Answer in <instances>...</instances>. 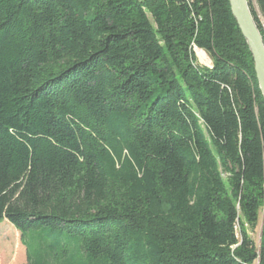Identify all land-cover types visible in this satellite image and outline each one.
I'll return each instance as SVG.
<instances>
[{
  "label": "trees",
  "instance_id": "trees-1",
  "mask_svg": "<svg viewBox=\"0 0 264 264\" xmlns=\"http://www.w3.org/2000/svg\"><path fill=\"white\" fill-rule=\"evenodd\" d=\"M0 255L264 264V99L228 0H0Z\"/></svg>",
  "mask_w": 264,
  "mask_h": 264
},
{
  "label": "water",
  "instance_id": "water-1",
  "mask_svg": "<svg viewBox=\"0 0 264 264\" xmlns=\"http://www.w3.org/2000/svg\"><path fill=\"white\" fill-rule=\"evenodd\" d=\"M228 2L232 16L234 17L252 56L255 77L264 99V43L262 36L256 26L248 1L228 0Z\"/></svg>",
  "mask_w": 264,
  "mask_h": 264
},
{
  "label": "rangeland",
  "instance_id": "rangeland-1",
  "mask_svg": "<svg viewBox=\"0 0 264 264\" xmlns=\"http://www.w3.org/2000/svg\"><path fill=\"white\" fill-rule=\"evenodd\" d=\"M247 1H248V4L252 5L253 11L255 12L257 19L261 23L263 30H264V17L260 13L259 9L257 8L256 0H247ZM195 54H196L197 59L200 63L211 64V60L209 63V59L207 58L208 55L207 56L201 55L199 53V49H195ZM260 230H261V225L259 224L258 228L253 233H251V236L254 239L256 245H259ZM14 235H15V239L17 240L18 236H19L18 233L14 232ZM26 240L28 243H31V241H32L29 236L26 237ZM11 261H12L11 257L10 258H4L3 256L0 255V264H10ZM254 264H257V261Z\"/></svg>",
  "mask_w": 264,
  "mask_h": 264
},
{
  "label": "built area",
  "instance_id": "built-area-1",
  "mask_svg": "<svg viewBox=\"0 0 264 264\" xmlns=\"http://www.w3.org/2000/svg\"><path fill=\"white\" fill-rule=\"evenodd\" d=\"M200 50V54L201 55H205V56H207V54L203 51V50H201V49H199ZM207 58L209 59V57L207 56ZM206 59V58H205ZM207 60V59H206ZM209 63H210V59H209Z\"/></svg>",
  "mask_w": 264,
  "mask_h": 264
},
{
  "label": "bare ground",
  "instance_id": "bare-ground-1",
  "mask_svg": "<svg viewBox=\"0 0 264 264\" xmlns=\"http://www.w3.org/2000/svg\"><path fill=\"white\" fill-rule=\"evenodd\" d=\"M194 51H195V50H194ZM199 53H200V50H199ZM202 64H204V63H202ZM205 65L210 66L211 64H205Z\"/></svg>",
  "mask_w": 264,
  "mask_h": 264
}]
</instances>
